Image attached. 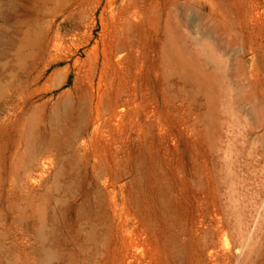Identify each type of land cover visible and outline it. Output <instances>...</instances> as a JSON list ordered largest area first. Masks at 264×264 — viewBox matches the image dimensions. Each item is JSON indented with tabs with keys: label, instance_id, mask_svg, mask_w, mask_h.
<instances>
[{
	"label": "rangeland",
	"instance_id": "374dc122",
	"mask_svg": "<svg viewBox=\"0 0 264 264\" xmlns=\"http://www.w3.org/2000/svg\"><path fill=\"white\" fill-rule=\"evenodd\" d=\"M131 263L264 264V0H0V264Z\"/></svg>",
	"mask_w": 264,
	"mask_h": 264
},
{
	"label": "bare ground",
	"instance_id": "6f19581e",
	"mask_svg": "<svg viewBox=\"0 0 264 264\" xmlns=\"http://www.w3.org/2000/svg\"><path fill=\"white\" fill-rule=\"evenodd\" d=\"M31 28H29L27 31H29ZM31 31V30H30ZM25 45V44H24ZM215 47V46H214ZM210 48V47H209ZM109 50V49H108ZM105 51H107L106 49H105ZM105 51H103V52H105ZM95 52V51H94ZM97 52V51H96ZM210 53H211V51H210ZM102 54V53H101ZM110 54V53H109ZM109 54H107V53H105L104 54V56H103V62L102 63H106V62H108L110 59H112L111 58V55H109ZM112 54V53H111ZM213 54V53H212ZM93 55V54H92ZM97 55H98V52H97ZM210 55V54H209ZM114 56V54L112 55V57ZM216 59V58H215ZM91 60H93V61H95V57H94V59H93V57H92V59ZM59 61V60H58ZM90 62H92V61H90ZM98 62V61H97ZM101 62V61H100ZM85 63V65H86V63H87V61L86 62H84ZM89 64V63H88ZM94 64V63H93ZM95 65H97L96 63H95ZM224 65V64H223ZM82 66H84V65H82ZM81 67V66H80ZM79 67V68H80ZM88 67V66H87ZM89 67H91V66H89ZM88 67V69H90ZM223 67V66H222ZM94 67H92L91 69H93ZM61 70H63V69H61ZM94 70V69H93ZM57 71H60V70H56L55 72H53V74L51 75L52 77H54V75L55 74H57L56 76L58 77V72ZM85 71V70H84ZM84 71H83V73H84ZM91 71V70H90ZM89 70L87 71L88 73L90 72ZM60 73H62V71L60 72ZM93 73V72H92ZM94 73H96V72H94ZM102 73V72H101ZM91 74V73H90ZM90 74H89V76H90ZM86 75V74H85ZM55 76V77H56ZM61 75L59 74V77H60ZM84 77V76H83ZM56 79V78H55ZM60 79H62V78H60ZM90 79V78H89ZM35 80V79H34ZM52 80V79H51ZM58 80V79H57ZM65 80V79H64ZM63 80V81H64ZM54 81V83H56V81L55 80H53ZM48 82V81H47ZM61 82H62V80H61ZM100 82V81H99ZM47 84H49V82L47 83ZM53 84V83H52ZM55 85V84H54ZM58 85H59V82H58ZM93 85V84H92ZM42 88V87H41ZM42 89H45V87L44 88H42ZM41 90V89H40ZM42 91V90H41ZM216 97V96H215ZM214 99V98H213ZM215 101V100H214ZM12 179V178H11ZM138 245V242H136V241H132V246L134 247V246H137ZM139 259H140V261H142L141 260V258L139 257ZM138 260V259H137ZM132 264V263H131Z\"/></svg>",
	"mask_w": 264,
	"mask_h": 264
}]
</instances>
